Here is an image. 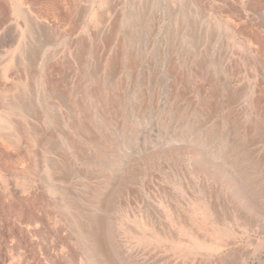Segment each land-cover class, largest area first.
<instances>
[{
  "label": "rangeland",
  "instance_id": "rangeland-1",
  "mask_svg": "<svg viewBox=\"0 0 264 264\" xmlns=\"http://www.w3.org/2000/svg\"><path fill=\"white\" fill-rule=\"evenodd\" d=\"M0 264H264V0H0Z\"/></svg>",
  "mask_w": 264,
  "mask_h": 264
},
{
  "label": "bare ground",
  "instance_id": "bare-ground-1",
  "mask_svg": "<svg viewBox=\"0 0 264 264\" xmlns=\"http://www.w3.org/2000/svg\"><path fill=\"white\" fill-rule=\"evenodd\" d=\"M98 18V17H97ZM93 90V89H92Z\"/></svg>",
  "mask_w": 264,
  "mask_h": 264
}]
</instances>
